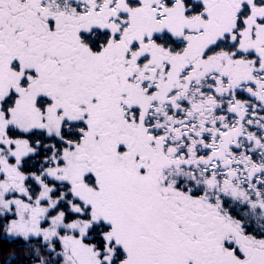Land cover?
Here are the masks:
<instances>
[{
	"label": "snow or ice",
	"instance_id": "6c2138e0",
	"mask_svg": "<svg viewBox=\"0 0 264 264\" xmlns=\"http://www.w3.org/2000/svg\"><path fill=\"white\" fill-rule=\"evenodd\" d=\"M0 264H264V0H0Z\"/></svg>",
	"mask_w": 264,
	"mask_h": 264
}]
</instances>
